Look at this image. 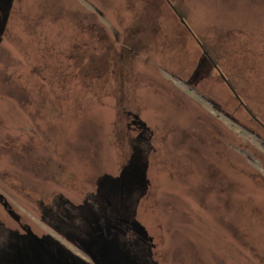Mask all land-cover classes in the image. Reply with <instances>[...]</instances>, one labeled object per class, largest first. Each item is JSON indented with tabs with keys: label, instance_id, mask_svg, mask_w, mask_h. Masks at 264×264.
I'll list each match as a JSON object with an SVG mask.
<instances>
[{
	"label": "rangeland",
	"instance_id": "obj_1",
	"mask_svg": "<svg viewBox=\"0 0 264 264\" xmlns=\"http://www.w3.org/2000/svg\"><path fill=\"white\" fill-rule=\"evenodd\" d=\"M0 264H264V0H0Z\"/></svg>",
	"mask_w": 264,
	"mask_h": 264
},
{
	"label": "water",
	"instance_id": "obj_2",
	"mask_svg": "<svg viewBox=\"0 0 264 264\" xmlns=\"http://www.w3.org/2000/svg\"><path fill=\"white\" fill-rule=\"evenodd\" d=\"M176 11V10H175ZM177 12V11H176ZM181 17V16H180ZM181 21L183 22V23H185V21H184V19L181 17ZM199 43V45L203 48V50H204V53H205V55L211 60V62L218 68V66H217V64H215L214 62H213V60L210 58V56H209V54H208V52L206 51V49L204 48V46L202 45V43L199 41L198 42ZM221 72V71H220ZM221 75H222V78L224 79V81L227 83V85L229 86V88L231 89V91L234 93V95L239 99V101L241 102V104H242V106L247 110V112H249V114L253 117V118H255L257 121H259L260 122V120L254 115V114H252L249 110H248V108L246 107V105H245V103L242 101V99L239 97V95L236 93V91L234 90V88H233V86L231 85V83L228 81V79H227V77H226V75L224 74V73H222L221 72ZM261 123V122H260Z\"/></svg>",
	"mask_w": 264,
	"mask_h": 264
},
{
	"label": "trees",
	"instance_id": "obj_3",
	"mask_svg": "<svg viewBox=\"0 0 264 264\" xmlns=\"http://www.w3.org/2000/svg\"><path fill=\"white\" fill-rule=\"evenodd\" d=\"M203 54H204V53H203ZM203 57H205V56L203 55ZM214 69H215V68H214ZM215 76H216V79L220 80L222 83H225L224 80H223V78L219 75V73H217V71H216ZM234 99H235V97H234ZM236 100H237V99H236ZM238 101H239V100H238ZM238 106L243 110V107H242V105H241L240 102H239ZM222 107L225 108V109L227 110V108H226L225 105H223ZM232 116L234 117L233 114H232ZM235 117H237V116H235ZM250 119H251L252 122L255 121L258 125L261 126V124H259L254 118H250ZM240 123H242V124L245 125V122H244V121H240ZM256 123H255V124H256ZM261 127H262V126H261ZM240 141H241V140H240ZM243 143H244V142L241 141V142H240V146L243 147ZM244 145H245V144H244Z\"/></svg>",
	"mask_w": 264,
	"mask_h": 264
},
{
	"label": "flooded vegetation",
	"instance_id": "obj_4",
	"mask_svg": "<svg viewBox=\"0 0 264 264\" xmlns=\"http://www.w3.org/2000/svg\"><path fill=\"white\" fill-rule=\"evenodd\" d=\"M213 65V64H212ZM213 67L215 68V70H217V72L219 73V75L222 77V75H221V72L223 73V71L221 70V68H219V66H218V68L215 66V65H213ZM221 71V72H220ZM224 80V79H223ZM227 84V83H226Z\"/></svg>",
	"mask_w": 264,
	"mask_h": 264
}]
</instances>
